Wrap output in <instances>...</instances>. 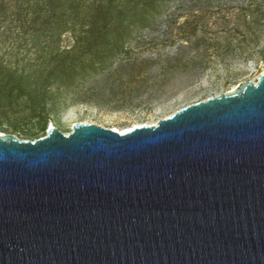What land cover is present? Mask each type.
<instances>
[{
  "label": "water",
  "instance_id": "water-1",
  "mask_svg": "<svg viewBox=\"0 0 264 264\" xmlns=\"http://www.w3.org/2000/svg\"><path fill=\"white\" fill-rule=\"evenodd\" d=\"M0 264H264V71L127 132H0Z\"/></svg>",
  "mask_w": 264,
  "mask_h": 264
},
{
  "label": "rangeland",
  "instance_id": "rangeland-1",
  "mask_svg": "<svg viewBox=\"0 0 264 264\" xmlns=\"http://www.w3.org/2000/svg\"><path fill=\"white\" fill-rule=\"evenodd\" d=\"M43 1L4 0L0 12V132L34 139L50 124L68 132L77 121L119 129L152 123L264 71V33L249 34L262 0H173L153 27L134 29L138 37L125 42L130 52L93 69L86 53L75 70L58 68L89 33L86 18L98 0L68 2L80 18L51 24ZM201 12L204 28L192 33Z\"/></svg>",
  "mask_w": 264,
  "mask_h": 264
},
{
  "label": "trees",
  "instance_id": "trees-1",
  "mask_svg": "<svg viewBox=\"0 0 264 264\" xmlns=\"http://www.w3.org/2000/svg\"><path fill=\"white\" fill-rule=\"evenodd\" d=\"M75 1L44 0L43 4L49 9L43 21L51 24L52 22L79 19V12L68 8L72 7ZM171 1L173 0H98L96 9L88 13L86 18L90 22V27L87 30L89 33L80 36L76 43L66 50L73 57L68 65L58 69L71 67L72 69L70 70H75L78 63L83 62L81 56L86 53L92 56L93 65L91 63L88 64L93 69L97 67V64H102L107 57H116L117 55L130 52L131 48L125 42L127 39L133 41L138 37V34L134 33V29L153 27L159 22L164 11L169 9ZM68 2L67 7L65 4ZM5 8L4 0H0V12H3ZM243 9L242 19L245 22V6ZM256 11L258 14L255 16L254 11L251 13L253 15L252 20L255 23L249 26V34L252 38H258L264 33V0H262ZM206 16L207 14L202 12L196 15L198 21L193 26L192 33H197L200 27L199 23L204 28L202 24ZM234 28L237 29L236 27ZM220 36L217 35V37ZM80 39H84V41L82 42ZM241 41H245V33ZM226 45L228 49L232 48L231 42L228 41ZM83 68L86 70V67ZM32 98L34 99V97Z\"/></svg>",
  "mask_w": 264,
  "mask_h": 264
},
{
  "label": "bare ground",
  "instance_id": "bare-ground-1",
  "mask_svg": "<svg viewBox=\"0 0 264 264\" xmlns=\"http://www.w3.org/2000/svg\"><path fill=\"white\" fill-rule=\"evenodd\" d=\"M51 125H53V124H51ZM140 125H141V124H140ZM133 127H134V126H133ZM133 127H128V128H123V129L115 128V129H117V130H119V131H121V132H127V131L131 130Z\"/></svg>",
  "mask_w": 264,
  "mask_h": 264
}]
</instances>
